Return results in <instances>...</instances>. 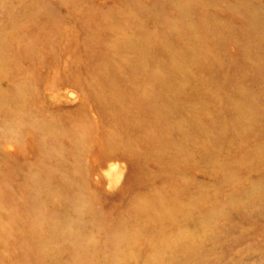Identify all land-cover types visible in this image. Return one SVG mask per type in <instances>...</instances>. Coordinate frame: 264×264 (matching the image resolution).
Here are the masks:
<instances>
[{"label": "rangeland", "instance_id": "374dc122", "mask_svg": "<svg viewBox=\"0 0 264 264\" xmlns=\"http://www.w3.org/2000/svg\"><path fill=\"white\" fill-rule=\"evenodd\" d=\"M0 264H264V0H0Z\"/></svg>", "mask_w": 264, "mask_h": 264}, {"label": "bare ground", "instance_id": "6f19581e", "mask_svg": "<svg viewBox=\"0 0 264 264\" xmlns=\"http://www.w3.org/2000/svg\"><path fill=\"white\" fill-rule=\"evenodd\" d=\"M103 77L106 79L107 75L103 74ZM98 148L101 151H110V152H111V150H114V149H122L121 145L118 143V141H115V140L111 139V137L108 138V140L105 143H103L101 146H99Z\"/></svg>", "mask_w": 264, "mask_h": 264}]
</instances>
